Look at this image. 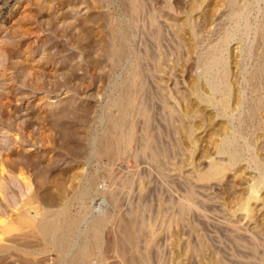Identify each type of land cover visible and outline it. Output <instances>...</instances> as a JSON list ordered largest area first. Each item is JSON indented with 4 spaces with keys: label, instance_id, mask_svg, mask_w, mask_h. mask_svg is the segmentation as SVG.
Here are the masks:
<instances>
[{
    "label": "rangeland",
    "instance_id": "1",
    "mask_svg": "<svg viewBox=\"0 0 264 264\" xmlns=\"http://www.w3.org/2000/svg\"><path fill=\"white\" fill-rule=\"evenodd\" d=\"M3 10L0 220L13 229L0 233L9 246L0 264H55L36 223L66 202L72 214L86 210L77 244L88 240L94 204L108 212L84 264H156L158 237L169 240L173 264L260 262L245 257L251 241L230 228L254 230L262 248L264 70L255 71L264 66V0H12ZM119 41L126 45L116 52ZM136 73L143 86L132 97L147 118L131 112L126 153H98L97 136L120 113L112 101ZM228 139L237 158L223 148ZM141 223L132 247L125 229ZM198 238L211 250L191 261L176 243Z\"/></svg>",
    "mask_w": 264,
    "mask_h": 264
},
{
    "label": "bare ground",
    "instance_id": "2",
    "mask_svg": "<svg viewBox=\"0 0 264 264\" xmlns=\"http://www.w3.org/2000/svg\"><path fill=\"white\" fill-rule=\"evenodd\" d=\"M10 1L12 0H7L5 4H8ZM4 2V1H3ZM5 4H1L0 6V14H4V13H8V11H5L4 12V5ZM133 8L135 10H138L139 8V3H134L133 5ZM6 9V8H5ZM231 9V8H230ZM233 12L234 9H232ZM237 12V11H236ZM9 14V13H8ZM241 14V13H240ZM235 14H233L234 16ZM125 43H122V41L117 44V46L115 47V51L116 52H119V51H122L125 47ZM216 49V48H215ZM203 55V54H202ZM212 57V56H211ZM203 58V57H202ZM216 58V57H215ZM210 59V58H209ZM208 59V60H209ZM213 59V58H212ZM211 59V60H212ZM211 60L207 61L206 62V65H210V62ZM213 61V60H212ZM214 63V61H213ZM263 63V62H262ZM207 65V67H208ZM212 65V64H211ZM210 65V66H211ZM264 65V64H263ZM213 66V65H212ZM206 67V68H207ZM258 68V67H257ZM211 69V67H210ZM264 70V66L262 67H259L255 72L256 73H261L262 71ZM206 71V69H205ZM255 73V74H256ZM262 74V73H261ZM257 75V74H256ZM139 75L134 74L133 75V78L130 80L129 84L126 85L122 91L120 92L119 95H117L113 101H112V104L114 106H117L119 109H120V113L119 115L116 114V116H113L111 115L108 119V122H107V126L101 130L102 132L99 134L98 139H97V143H98V149H97V152L98 153H107L109 155H116V153H118L119 151H124L125 148L127 147V144L128 142L131 141V139L133 140V132H132V118H131V112L133 110H135L139 115H141L143 118H147L146 116V111L143 107L141 106H138L134 103V99L132 97V92H131V89L132 87H134L135 85L139 84L141 86H143V82L139 80ZM139 86V85H138ZM136 88V86H135ZM140 88V87H138ZM143 89V88H142ZM134 90V89H133ZM261 101V100H259ZM254 102V101H253ZM140 105V104H139ZM264 105V104H263ZM114 108V107H113ZM112 108V109H113ZM136 113V114H137ZM115 115V114H114ZM113 116V117H112ZM106 124V123H105ZM131 126V127H130ZM132 128V129H131ZM154 138V137H153ZM137 139V138H136ZM146 143L147 145L148 144H151L149 140V138H146ZM153 142V141H152ZM146 145V146H147ZM151 147V146H150ZM128 148V147H127ZM127 148L126 150L124 151L125 153L127 152ZM152 148V147H151ZM223 148L224 150H227L230 154V157H232L233 159L234 158H237L239 156V150L235 148L234 144H233V141L232 140H229L228 141L226 140V143L223 145ZM129 149V148H128ZM153 149V148H152ZM240 149V148H239ZM129 151V150H128ZM144 151V150H143ZM226 152V151H225ZM121 154V153H120ZM118 155V154H117ZM156 156V155H155ZM152 159V158H151ZM212 168H214V166H212ZM214 170V169H213ZM205 177L207 178V175L206 173L202 175V178L205 179ZM129 179V178H128ZM86 180V184H91L93 182V176H87L85 178ZM263 182V181H262ZM2 184V183H1ZM85 185V184H83ZM2 188H3V184L1 185ZM0 186V187H1ZM28 186V185H27ZM82 187V186H81ZM85 187V186H83ZM87 187V186H86ZM89 187V186H88ZM79 189V188H78ZM75 192V191H74ZM86 193V188L82 189L79 196L77 197L79 200H81V198L84 196V194ZM253 194V193H252ZM76 196V194H75ZM113 198V196H111ZM28 198V197H27ZM30 198V197H29ZM28 198V199H29ZM32 198V197H31ZM30 198V199H31ZM76 198V197H75ZM76 198V199H77ZM31 201L27 200V201H22L21 206H22V209L24 210V212L26 211L27 215L28 213L30 212V210L32 209V207L34 206H31L30 204ZM71 203V202H70ZM181 206L179 205L180 203H178V208L179 209H182L185 211L186 208L189 207V202H182L181 201ZM191 204V203H190ZM95 206H93L94 208V211L95 213L97 214V216L93 217H89L90 219H85L84 221L87 220V224L86 226L84 225L83 227H86L85 228V237L86 238V235L88 236V240L86 241H82V243L80 244H77L76 241L73 242V237L75 236L76 239H77V234L78 233V225L81 223L80 220L85 217L84 215L86 214V210H81L80 212H78L77 214H72L70 212V207L68 205V203L66 202L65 204L59 206V208H56V209H51V207L49 208H46V211L44 210V214L43 216L40 218V220L37 221L36 223V227L38 229V231L40 232V235H41V239H42V243L41 244L42 246L40 247L41 248V251L43 250H46V248H50L51 250L53 249L55 252L58 253V258L55 260V264H84L86 261L92 259V255L91 254V251H90V246L92 244L96 245V244H99L100 242V232L102 230V228L104 226H106V224L109 222V216L107 215V211H105V206L103 204H94ZM119 205V204H118ZM47 206V205H46ZM190 209H192V205H190ZM55 207V206H54ZM58 207V206H57ZM93 208H91L93 210ZM90 209V210H91ZM182 211V210H181ZM187 211H189V209H187ZM177 212V211H176ZM20 214V213H19ZM87 214H90L87 213ZM129 215V214H128ZM12 216V215H11ZM87 216V215H86ZM13 217V216H12ZM88 218V217H87ZM2 219V218H1ZM129 219V218H128ZM6 220V219H5ZM142 220V219H141ZM8 223H7V222ZM6 221H3V220H0V225H1V229H0V233H2V235H4V233H6L5 231H11L13 228V225H11V223L9 224V220H6ZM80 222V223H79ZM144 222V221H143ZM137 223V222H136ZM242 223V222H241ZM85 224V223H84ZM140 224V223H139ZM235 224V223H234ZM126 225V224H125ZM136 225V224H135ZM145 225V224H144ZM225 225V224H224ZM245 225V224H244ZM122 226V225H121ZM124 226V225H123ZM128 226V225H127ZM131 226V224H130ZM142 226H143V223H141V225H139L138 228L136 229H132V228H127L126 226V229H125V232H124V235L126 236V240L125 241L126 243L129 242L131 244V246H135V241L137 239L138 234H139V231L142 229ZM227 226V225H226ZM229 226V225H228ZM145 227V226H144ZM149 227V226H148ZM80 228V227H79ZM222 229V228H221ZM231 229V232H233V236H236L237 239H241V240H245L246 242L248 241H251L250 245H249V249L251 250H248L247 254L245 253V257L247 255H249L248 253H252L250 254V257L251 255L253 256L250 260L253 261L254 257L257 259V257L255 256L256 254H260L261 258H260V262L258 264H264V244H261L260 246H262V248H259L257 246V244H260L258 241L255 240V235H254V230H250V229H247L246 227L243 226V224H238V225H233V227L230 228ZM229 229V230H230ZM114 230V229H113ZM80 231V230H79ZM83 231V230H82ZM257 232V231H256ZM123 233V231H122ZM80 235V234H79ZM150 235H152L154 238H156L154 235H153V232L150 233ZM232 235V234H231ZM82 236V234H81ZM261 236V235H260ZM152 237V238H153ZM257 237V236H256ZM264 237V236H263ZM79 238V236H78ZM82 238V237H81ZM82 238V239H84ZM146 238V237H145ZM159 239L161 240H164V244H166V242L168 241L169 243V240L166 238H161V237H158ZM74 238V240H76ZM2 240V239H1ZM80 240V239H79ZM120 240V239H119ZM152 240V239H151ZM167 240V241H166ZM196 240V239H195ZM260 240V239H259ZM157 241V239H156ZM155 241V243H156ZM191 241V240H190ZM190 241H181L179 243V241L176 243V245L178 244V246L180 247V250H182L184 253L187 254L188 258L192 261L193 259H197L199 258V260L206 254L207 252V248L209 249L210 247H207L206 243H205V240L202 239V238H198L196 241L193 240V242H190ZM256 241V243H255ZM78 242V241H77ZM117 242V241H116ZM147 242V241H146ZM241 243V241H239ZM258 242V243H257ZM261 242V241H260ZM22 243V242H21ZM27 243V242H26ZM22 247L24 249V252L26 250V252L28 251L29 253L32 252V248L29 244H26ZM154 243V241H153ZM158 243H161L160 241ZM157 243V245H159ZM163 243V242H162ZM161 243V244H162ZM173 243V242H171ZM238 243V242H237ZM236 243V244H237ZM245 243V242H244ZM262 243L263 240H262ZM31 244V243H30ZM39 244V245H40ZM125 244V243H124ZM129 244V245H130ZM148 244V243H147ZM147 244H144L147 246ZM163 244V245H164ZM243 244V242L241 243V245ZM248 244V243H247ZM94 245L92 247H94ZM123 245V244H122ZM140 245V244H139ZM154 245V244H153ZM162 245V249L159 248V251L157 250V256H156V264H173L172 262V256H168L167 253L168 251H166L165 249V246ZM245 245V244H244ZM244 245L242 247H244ZM21 245H19L20 247ZM34 246V245H32ZM127 246V245H126ZM145 246V247H146ZM156 246V245H155ZM168 245L167 244V250H169L168 248ZM209 246V244H208ZM91 247V248H92ZM161 247V246H160ZM178 247V249H179ZM241 247V248H242ZM9 248V246H6V245H0V250L1 251H4V250H7ZM120 248V246H119ZM141 248V247H140ZM144 248V247H143ZM157 248V247H156ZM248 247H246L247 249ZM20 249V248H18ZM35 249V248H34ZM33 249V250H34ZM98 249V248H97ZM171 249V248H170ZM260 249V250H259ZM151 250V249H150ZM211 250V248H210ZM209 250V251H210ZM40 251V249H39ZM37 251V252H39ZM172 251V250H171ZM247 251V250H246ZM250 251V252H249ZM34 252V251H33ZM47 252V251H46ZM142 252V250H141ZM167 252V253H166ZM213 252V251H212ZM242 252V251H241ZM244 252V251H243ZM41 253V252H40ZM49 253H51L49 251ZM53 253V252H52ZM169 253H170V250H169ZM173 253V251H172ZM28 254V253H27ZM31 254V253H30ZM34 254V253H32ZM39 254V253H38ZM125 254V253H124ZM123 254V255H124ZM128 254V253H127ZM131 254V253H130ZM143 254V253H142ZM141 254V255H142ZM148 254V253H147ZM171 254V253H170ZM211 254V253H210ZM241 254V253H240ZM36 255V253H35ZM42 255V254H41ZM135 256V255H134ZM137 257V256H136ZM135 257V258H136ZM143 257H144V254H143ZM249 257V256H248ZM248 257H246L248 259ZM259 257V255H258ZM132 255V259L134 260L135 259ZM139 258V257H138ZM193 258V259H192ZM245 258V259H246ZM129 259V258H128ZM131 259V258H130ZM137 259V258H136ZM134 260L135 262L137 260ZM246 259V260H247ZM97 260V259H96ZM139 260V259H138ZM140 260L142 261V263L140 264H150V262L146 259V258H143V260L140 258ZM139 260V262H140ZM233 260V259H232ZM238 260V259H236ZM244 260V258H243ZM255 260V259H254ZM30 261V260H29ZM133 262H130L131 264L134 263ZM241 261V260H240ZM249 261V259L247 260ZM246 261V262H247ZM138 262V263H139ZM223 262V261H222ZM237 262V261H236ZM244 262V261H243ZM244 262L243 264H249V263H246ZM255 262V261H254ZM252 262V264L254 263ZM128 263V262H127ZM226 263V261H225ZM99 264H102L101 262ZM137 264V263H135ZM231 264V263H230ZM257 264V263H256Z\"/></svg>",
    "mask_w": 264,
    "mask_h": 264
}]
</instances>
